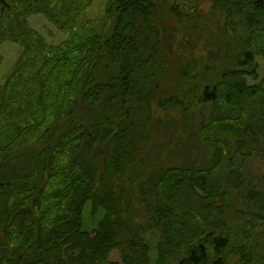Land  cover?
Returning <instances> with one entry per match:
<instances>
[{
    "label": "trees",
    "instance_id": "16d2710c",
    "mask_svg": "<svg viewBox=\"0 0 264 264\" xmlns=\"http://www.w3.org/2000/svg\"><path fill=\"white\" fill-rule=\"evenodd\" d=\"M98 1L0 0V46L21 48L0 84V264H264V186L246 188L264 155V0H209V54L188 41L177 59L200 0ZM168 74L183 97L157 95Z\"/></svg>",
    "mask_w": 264,
    "mask_h": 264
},
{
    "label": "rangeland",
    "instance_id": "374dc122",
    "mask_svg": "<svg viewBox=\"0 0 264 264\" xmlns=\"http://www.w3.org/2000/svg\"><path fill=\"white\" fill-rule=\"evenodd\" d=\"M101 1V0H99ZM97 2L98 4L96 5V7L94 8V12L98 15L99 14V7H100V2ZM167 1V5L165 8H167V6L169 7V1L170 3H174V1L172 0H166ZM180 2H183V4L178 3L183 5L186 10L190 13H194L195 11L192 10L190 5H195L196 10H198V12H200L204 17H206V19L204 20V22L200 23L199 25H197L196 29L194 32H192L191 30L188 31H184V30H179L178 32L179 34L176 35V38L173 40L172 44L174 45V58L177 59L178 57L182 56V50L184 48L183 44L184 43H189L188 41L192 42V43H197V48L199 49L198 51H196V53L201 54L204 56H207L209 54V51L211 50L209 44L211 42L208 43L207 38L211 35L208 34L207 30L210 27L211 28V34H215V37L217 36V29H215V26L218 25L221 26L223 25V21L222 19L219 17V12L215 11L212 8V3H210L209 0H200V3H191L190 0H179ZM191 3V4H190ZM190 4V5H189ZM183 7V8H184ZM102 10V9H101ZM172 23H174L176 26L178 25V23L174 20H172ZM33 25L35 28H38L41 30V32L46 35V38L49 41H59V37H58V33L57 31L50 26L45 20L44 18L42 19L41 17H35L33 19ZM182 28L186 27V23H184V25L181 26ZM194 29V28H192ZM50 30V32H49ZM52 33V34H51ZM190 33H192L193 39L190 40ZM52 35L54 38H51L49 35ZM195 35L197 36H203V39L200 42H196V38ZM182 39H184L185 41H183ZM21 52V48L19 45L12 43V42H6L5 44H3L2 46H0V55L3 56V63L0 65V84H2L5 80V78L12 72V70L14 69V66L16 65V62L18 60V57L20 55ZM169 56V53H168ZM173 57V56H172ZM206 65L209 66L208 68V72L210 69H213L211 63H209L208 61H206ZM171 74H168L167 77L165 78V80L162 81L161 85L159 87L156 88V92L157 95L163 93L161 91H166L168 94H173L175 96L178 97H183V92L182 91H175V87L174 85L176 84L175 82L171 81ZM216 76H210L208 81H215L216 80ZM202 79V76L199 77L198 81ZM158 110V108H156V111ZM158 112V117H163V118H169V119H175V118H180L181 117V113L180 111H176V110H169L167 112L164 113V111H157ZM156 112V114H157ZM178 113H180L179 115H177ZM155 114V115H156ZM210 116L206 115L204 118H209ZM181 120V119H180ZM201 130V127H195L193 125H189L188 128H186V134H182L183 138L186 137L187 134H194L197 135L198 131ZM177 134H181V130L177 131ZM193 135V136H194ZM212 138H227L229 139V141L233 142L234 137L231 135V133H229L228 131L225 130H221V129H217L216 132H212L211 134ZM163 141V140H161ZM258 149H260V145H257L254 151V155L255 157L250 159L247 164H246V174L248 176V178L246 177V181H247V186L246 188L251 190L252 188H254V186L258 185L259 186H264V155L263 154H258ZM205 155L203 154V152L201 154H196V158L195 160L198 163H202L203 161V157ZM237 194H235L234 196H236ZM233 196V197H234ZM232 202H234V200H232ZM247 206L244 202L243 199H235V203H234V209H233V213H231L230 216H228L229 218H231L232 222L231 225H223L224 227H227L229 230L230 228L233 227H239L241 226L240 221L243 220L242 214L243 212L246 210L243 205ZM241 211V214H239L238 216H234L235 213L239 210ZM248 209V207H247ZM234 217H240L239 219H235ZM232 226V227H229ZM233 230V229H232ZM237 234H238V230L235 228V231L232 232L233 237L236 239L237 238ZM261 252L264 254V240L261 243ZM111 260L113 261H122L121 260V253L118 251L113 252V254L111 255Z\"/></svg>",
    "mask_w": 264,
    "mask_h": 264
}]
</instances>
